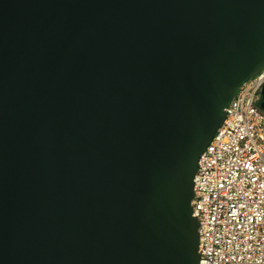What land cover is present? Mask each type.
I'll use <instances>...</instances> for the list:
<instances>
[{
  "label": "water",
  "instance_id": "95a60500",
  "mask_svg": "<svg viewBox=\"0 0 264 264\" xmlns=\"http://www.w3.org/2000/svg\"><path fill=\"white\" fill-rule=\"evenodd\" d=\"M263 70L264 0H0V264H201L198 160Z\"/></svg>",
  "mask_w": 264,
  "mask_h": 264
},
{
  "label": "built area",
  "instance_id": "2783aa9c",
  "mask_svg": "<svg viewBox=\"0 0 264 264\" xmlns=\"http://www.w3.org/2000/svg\"><path fill=\"white\" fill-rule=\"evenodd\" d=\"M264 70L239 90L198 160L201 264H264Z\"/></svg>",
  "mask_w": 264,
  "mask_h": 264
}]
</instances>
